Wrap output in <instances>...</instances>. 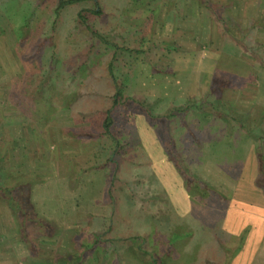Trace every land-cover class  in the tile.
I'll return each mask as SVG.
<instances>
[{
  "label": "rangeland",
  "instance_id": "374dc122",
  "mask_svg": "<svg viewBox=\"0 0 264 264\" xmlns=\"http://www.w3.org/2000/svg\"><path fill=\"white\" fill-rule=\"evenodd\" d=\"M25 1L0 0V151L43 183L54 245L21 241L0 195V264H230L246 234L219 220L264 163V0H98L112 46L76 27L92 1L57 22Z\"/></svg>",
  "mask_w": 264,
  "mask_h": 264
},
{
  "label": "trees",
  "instance_id": "16d2710c",
  "mask_svg": "<svg viewBox=\"0 0 264 264\" xmlns=\"http://www.w3.org/2000/svg\"><path fill=\"white\" fill-rule=\"evenodd\" d=\"M36 1L38 3V7L42 5V3H44L43 0H36ZM85 1H92L95 7L85 8L78 12L77 19H76L77 21L76 27L80 28L82 26H85L86 29L92 34V37L97 38L99 41H101L103 44L107 46H112L111 43L107 41L104 35H102L99 31L95 30L88 23L91 17L93 16L100 17L102 15V9L98 5V0H56V3L54 4L55 5L54 6V13H55L54 17H55L56 22L57 20H59L60 16L62 15V12L66 8L80 4ZM203 2H204L203 6L205 7V9L206 8L209 10L212 9L213 6L210 4L209 0H203ZM26 3H32L33 5L34 2L31 0L25 1L23 2V5ZM262 4L264 5V3ZM125 50H127L129 53H132L131 52L132 50L129 48ZM114 102L115 103L117 102L116 98ZM36 103L37 102H34L33 105L35 106ZM110 114H111V110H109L106 113V118L104 121L105 122L104 123V126H105L104 135L108 136V138L111 139V137H113L114 135L111 132V126L113 124V120ZM129 116H132V114H129ZM7 119L8 118H6V120ZM28 121L29 119L22 121L21 126L24 128V126L27 123H32ZM262 123H264L263 119H261V121L257 125L261 124L262 126ZM253 124L256 125L255 123ZM30 127L31 128L35 127V125L31 124ZM243 127L244 128L247 127V129H249L248 127H250V125L248 122L246 125L245 123H243ZM10 131H11V134L13 135L12 129H10ZM6 132H8V129L0 121V136L1 134L4 135ZM116 150L117 148L112 149L110 151V155L113 152H116ZM0 154H1V151H0ZM4 154L5 153L3 152L0 155V178H5V180L3 179V181H0V184H1L0 185V195H1V200L4 201L5 205L11 210L14 217L16 218L19 233L21 234V237H20L21 241L25 242L29 247L31 246L32 249L34 248L37 249V245H40V244L54 245V241H51V239H49L48 236H45L41 234L40 232L43 229H49V228L52 229V225L49 219L47 218V213L43 210V204L40 206L39 202H36L34 199L32 202V199H31L32 189L38 186V184H43V183H39V181H36V177L34 176L35 172H31L29 174L30 176H28L27 174H24L23 170L19 169L20 164H15V163L13 164V158L11 155H10V160H11L10 162H12V165H10L7 155L4 156ZM110 155L107 157V159L104 160L105 161L104 164L107 166H111L114 163ZM258 180H259L257 181L258 185L261 184L262 180H264V163L262 165L261 173L259 174ZM33 196H34V193L32 195V198ZM80 206H81V203L79 201V203L76 204V207L79 208ZM33 242L35 244H33ZM112 243L113 241L103 243L101 240L98 239L95 242H93L92 249L96 252V246L98 244H105V245L109 244L110 246H112L114 245ZM95 252H93L94 256H95ZM37 254L38 253H36L35 255ZM47 260H51V259H46V261ZM51 261L53 262L54 260H51ZM71 261L72 263L70 262V260L58 258L55 260L54 264H79V263L81 264V261H78L76 257H72ZM118 262H119V259L116 262V264H118ZM92 263H93L92 260L87 262V264H92Z\"/></svg>",
  "mask_w": 264,
  "mask_h": 264
},
{
  "label": "crops",
  "instance_id": "0c3cea01",
  "mask_svg": "<svg viewBox=\"0 0 264 264\" xmlns=\"http://www.w3.org/2000/svg\"><path fill=\"white\" fill-rule=\"evenodd\" d=\"M241 127L247 130L246 127L244 128L242 125ZM238 175H242V173ZM245 176L248 177L244 178ZM258 179V171L243 174V177L239 176L238 185L246 183V187L241 189V194H237L239 186L237 185V188L234 186L231 194H234L232 196L237 197L239 202H243V210L239 213L234 212V203H228L224 217L221 216L219 220L222 221L219 228L231 239L240 238L246 234V238L242 239L243 243L239 245V252L235 254V257L233 256L234 258H231L230 264H264V253H261L264 249V180L258 185ZM244 188H246L245 192ZM254 194L255 199L246 200V197L250 199ZM240 197L242 200H239ZM195 225V229H197L198 222Z\"/></svg>",
  "mask_w": 264,
  "mask_h": 264
}]
</instances>
